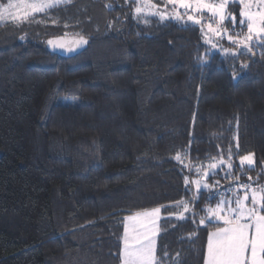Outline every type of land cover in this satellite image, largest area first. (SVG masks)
I'll return each instance as SVG.
<instances>
[{
  "label": "trees",
  "instance_id": "obj_1",
  "mask_svg": "<svg viewBox=\"0 0 264 264\" xmlns=\"http://www.w3.org/2000/svg\"><path fill=\"white\" fill-rule=\"evenodd\" d=\"M135 9L129 0H72L36 14L23 40L0 24V264H120L125 218L161 206L157 256L203 264L212 229L189 240L192 220L169 217L195 193L185 176L191 182L231 151V176L225 163L206 180L219 185L191 205L200 215L216 192L264 184V43L225 56L222 48L240 51L227 38L230 17L219 38L206 24L141 19ZM227 11L242 37L241 5ZM37 24L51 30H31ZM76 33L89 43L75 53L48 44ZM177 153L188 155L181 163ZM246 155L252 170L239 164Z\"/></svg>",
  "mask_w": 264,
  "mask_h": 264
},
{
  "label": "snow or ice",
  "instance_id": "obj_2",
  "mask_svg": "<svg viewBox=\"0 0 264 264\" xmlns=\"http://www.w3.org/2000/svg\"><path fill=\"white\" fill-rule=\"evenodd\" d=\"M72 0H7L6 3H0V24L12 23L16 26L32 20H36L37 13L47 14L49 10L60 7L61 4H70ZM168 4L173 5L172 12H153L151 8H156V5L149 4L145 0V7L149 9L148 14L159 16L161 21L175 19L180 21L183 15L187 16V21L192 25H200L202 16L189 14L191 12L201 14L203 12L210 13L207 24L208 31L216 33L223 38L224 34L229 32L225 21L230 17L231 32L227 36L230 44L235 45L239 51H232L229 48H222L225 56L239 58L240 55L252 52L253 47L250 46L254 37L261 43H264V0H239L243 5V10L240 11L239 27L247 29L243 38H240L242 33L237 31V20L234 13L227 11L228 0H218V2H210V0H167ZM253 5L256 10L252 11ZM185 10L181 14L177 9ZM144 9L136 8V13L139 14ZM39 22V21H36ZM55 22V21H54ZM147 22V21H145ZM213 23L218 26L213 27ZM185 22V27H188ZM67 27V25H65ZM222 30V31H221ZM203 32V27L201 28ZM68 34L65 33V36ZM79 39H74L72 42L65 44L59 41L48 40V44L53 48L64 49L68 53H75L78 48L87 45L89 41L76 33ZM24 39L23 36L20 37ZM217 45L212 42V47ZM242 49V50H241ZM246 66V65H245ZM188 153L182 156L177 153L175 160L183 162V158ZM219 159V164L214 162ZM231 151L227 160L222 156L213 157L208 163L207 170L202 172L203 178L206 181L209 176L217 174L216 170L227 163L229 172L225 174L226 178L231 176ZM245 164L248 170H252L255 164L252 155L241 157L240 165ZM210 170V171H209ZM197 173H201V169H196ZM239 180V177H235ZM252 181V177H248ZM190 181L185 176V186L189 185ZM195 193L192 200H181L169 209V217L175 216L177 221L187 222L189 219L196 225V228L188 234V239L193 240L198 237V230L201 226L212 229L207 234V249L204 264H264V184L260 183H245L239 184L237 187L228 189L232 193L230 197L225 198L221 192H216L208 199L211 201L215 197H219L214 207H206L200 213L195 211L191 206L193 201H198L201 189L211 191L212 187L219 185V181L215 185L210 186L207 182H202L200 179L194 181ZM167 206L156 207L151 210H145L136 215L125 218L124 232L122 236L123 247L120 252L121 264H164L163 257L157 256L155 236L159 233L158 220L161 218V208ZM191 213V216L186 214ZM199 216V221L195 219ZM166 222H168L166 220ZM167 252L164 256H167ZM179 253H177V257ZM175 264H179L176 260Z\"/></svg>",
  "mask_w": 264,
  "mask_h": 264
},
{
  "label": "rangeland",
  "instance_id": "obj_3",
  "mask_svg": "<svg viewBox=\"0 0 264 264\" xmlns=\"http://www.w3.org/2000/svg\"><path fill=\"white\" fill-rule=\"evenodd\" d=\"M129 1H131V2H133V3H135V5H136V8L137 7H141V8H143L144 10L141 12V13H139V14H137L136 13V9H135V14H137L138 16H140V18L141 19H144V18H146V17H148L149 16V14H148V12H149V9L148 8H146L145 7V0H129ZM152 1L153 0H148V3L149 4H154V5H156V8H151L150 9V11H153V12H172V10H173V5H171V4H168V2H167V0H157V1H159L160 3H158L156 0L155 1H153V3H152ZM7 2V0L5 1V3ZM210 2H218V0H210ZM231 2H233V3H238L239 5H241L240 3H239V0H228V5L231 3ZM227 5V6H228ZM181 14H183L184 12H185V10L184 9H182V8H179V9H177ZM241 10H243V5H241ZM256 10V6L255 5H253V7H252V11H255ZM38 14V13H37ZM189 14H192V15H197V16H202V20H201V25H203V27H204V25L206 24L207 25V23H209L210 22V20H209V17H210V13H207V12H203V13H201V14H197V13H194V12H191V10H189ZM150 16H152V15H150ZM37 17V16H36ZM143 17V18H142ZM156 17H158V16H156ZM38 19V18H37ZM170 20H175V19H170ZM37 20H32L31 18L29 19V21H26V22H24V23H22V24H20L19 26H14V28H12L10 31H9V33L7 34L10 38H12V39H17V38H19L20 36H21V34H22V31L25 29V27H28V26H32L30 23H37L36 22ZM177 21V20H176ZM181 22H188V23H191L190 21H187V16L186 15H183L182 16V19L180 20ZM6 23V22H5ZM216 26L215 27H217L218 25L216 24V23H214ZM74 26H75V28L76 29H78V25L77 24H74ZM41 26L40 25H38L37 24V26H33L32 28H31V30H34L35 32H39V33H44L45 31H47L49 28H50V26L48 25V26H46L44 29H41L40 28ZM49 30H51V28L49 29ZM57 31L59 30V32L60 33H64V32H66L67 30H66V28H61V29H56ZM207 31H208V29H206ZM77 31V30H76ZM246 32H247V30H246ZM246 32H245V34H246ZM92 34H95V32H93ZM225 35V34H224ZM223 35V36H224ZM215 37H219V38H221V36L219 35V34H216L215 33ZM241 38H243V36L241 37ZM255 38V37H254ZM255 40L257 41V39L255 38ZM0 48H3L2 46H0ZM216 163H218L219 164V161H217ZM239 164H240V162H239ZM207 166V165H206ZM241 166V165H240ZM245 167H247L248 168V166H247V164H245L244 165ZM224 168L226 169V166H225V164L224 165H222L220 168H218L217 170L218 171H220L219 172V174L221 173V174H223L224 173ZM206 170H207V167L205 168ZM204 170V169H203ZM217 170H216V172H217ZM210 171V170H209ZM202 172L203 171H201V173L200 174H198L197 172H196V177L197 178H194L190 183H192L193 184V187H194V189H195V183H193L194 181H196V180H198V179H200L202 182H206L205 180H204V178H203V175H202ZM210 177V176H209ZM217 180H213V184L215 185V182H216ZM212 184V185H213ZM212 185H210V186H212ZM213 189L215 188V187H212ZM233 188V187H232ZM203 189V188H202ZM230 189V188H229ZM227 192H229L228 190H227ZM232 194L230 193V196H231ZM229 196V197H230ZM225 198H227V197H225ZM124 223H125V220H124ZM123 232H124V229H123ZM155 239H156V236H155ZM122 247H123V243H122ZM121 264V263H120Z\"/></svg>",
  "mask_w": 264,
  "mask_h": 264
},
{
  "label": "water",
  "instance_id": "obj_4",
  "mask_svg": "<svg viewBox=\"0 0 264 264\" xmlns=\"http://www.w3.org/2000/svg\"><path fill=\"white\" fill-rule=\"evenodd\" d=\"M60 42H62V43H65V44H67L68 42L67 41H60ZM59 50H61L62 51V49H60V48H58Z\"/></svg>",
  "mask_w": 264,
  "mask_h": 264
},
{
  "label": "crops",
  "instance_id": "obj_5",
  "mask_svg": "<svg viewBox=\"0 0 264 264\" xmlns=\"http://www.w3.org/2000/svg\"><path fill=\"white\" fill-rule=\"evenodd\" d=\"M206 249H207V245H206ZM205 257H206V251H205ZM205 257H204V260H205ZM203 264H204V262H203Z\"/></svg>",
  "mask_w": 264,
  "mask_h": 264
},
{
  "label": "built area",
  "instance_id": "obj_6",
  "mask_svg": "<svg viewBox=\"0 0 264 264\" xmlns=\"http://www.w3.org/2000/svg\"><path fill=\"white\" fill-rule=\"evenodd\" d=\"M229 193H231V192H229ZM232 194V193H231Z\"/></svg>",
  "mask_w": 264,
  "mask_h": 264
}]
</instances>
